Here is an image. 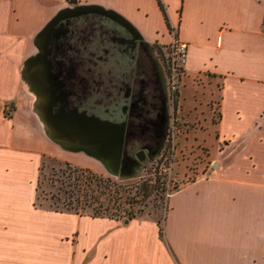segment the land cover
<instances>
[{
	"label": "crops",
	"instance_id": "obj_1",
	"mask_svg": "<svg viewBox=\"0 0 264 264\" xmlns=\"http://www.w3.org/2000/svg\"><path fill=\"white\" fill-rule=\"evenodd\" d=\"M162 1L168 22L158 0H0V264H264V0ZM69 3L113 10L160 46L174 32L186 41L182 99L203 76L218 84L205 96L218 114V165L171 191L160 222L36 202L45 155L99 159L49 133L24 71Z\"/></svg>",
	"mask_w": 264,
	"mask_h": 264
},
{
	"label": "flooded vegetation",
	"instance_id": "obj_2",
	"mask_svg": "<svg viewBox=\"0 0 264 264\" xmlns=\"http://www.w3.org/2000/svg\"><path fill=\"white\" fill-rule=\"evenodd\" d=\"M159 46L115 12L79 3L38 37L34 53L54 77L51 113L63 124L122 127L119 163L105 166L122 176L163 148L175 127L179 105Z\"/></svg>",
	"mask_w": 264,
	"mask_h": 264
},
{
	"label": "rangeland",
	"instance_id": "obj_3",
	"mask_svg": "<svg viewBox=\"0 0 264 264\" xmlns=\"http://www.w3.org/2000/svg\"><path fill=\"white\" fill-rule=\"evenodd\" d=\"M159 49L162 61L170 71L172 91L179 105L175 127H172L163 148L141 163L130 176H122L106 169L99 159L88 156L83 151H64L65 155L67 153L83 156L78 159L67 157V155H45L40 169L38 203L45 206H49L53 201L60 203L62 198L68 195L64 192V188H72L73 184L78 183L82 175L88 171L109 176L115 180L118 184V193L123 194L119 201L124 200L127 194L130 197L138 179L156 175L160 180L154 184L155 188L143 203L134 202V209L137 212L136 217L162 220L171 191L205 169H212L218 165V159L215 158L220 147L217 136L218 126L215 123L218 114L216 110L211 112L206 104L209 97H205L208 93L210 95L212 87H215L217 96L218 84L208 83L207 80L210 78L203 76L197 81L196 92L191 85L184 87L183 94L186 100L182 99L183 69L176 64V67L172 68L171 55L166 45L159 46ZM33 90L36 93L35 89ZM216 101L217 97L210 100L215 108ZM79 158L87 159L90 164L82 163ZM82 168L87 171L83 172Z\"/></svg>",
	"mask_w": 264,
	"mask_h": 264
},
{
	"label": "water",
	"instance_id": "obj_4",
	"mask_svg": "<svg viewBox=\"0 0 264 264\" xmlns=\"http://www.w3.org/2000/svg\"><path fill=\"white\" fill-rule=\"evenodd\" d=\"M91 5L100 7L96 4ZM54 18L56 15L41 29L38 37L47 32ZM46 69V62H43V55L40 52L31 54L25 60L24 71L37 92V109L47 121L49 133L66 147L81 149L99 158L107 168L117 167L124 143V129L122 127H88L87 125H75L71 121L60 123V117L51 113L56 94L52 85L54 77ZM139 153L141 157L143 151Z\"/></svg>",
	"mask_w": 264,
	"mask_h": 264
},
{
	"label": "trees",
	"instance_id": "obj_5",
	"mask_svg": "<svg viewBox=\"0 0 264 264\" xmlns=\"http://www.w3.org/2000/svg\"><path fill=\"white\" fill-rule=\"evenodd\" d=\"M159 5L167 19L166 8L162 0H158ZM170 30L172 26L168 24ZM43 166L41 163L40 169ZM82 171H87L82 168ZM40 177V174H39ZM39 177L37 182V192L39 187ZM158 176L148 175L145 178L138 179L134 184V191L124 200L119 201L123 194H119L118 184L109 176H103L93 171L84 173L78 183H74L72 188H64L67 193L60 203L50 202L49 207L56 210H74L79 213H88L93 216L107 215L117 219L125 220L137 216L134 209V202L143 203L155 188L154 184L159 181ZM112 192V193H111ZM112 197L114 199L112 200ZM38 198V193H37ZM36 198V202L38 203ZM160 222L161 220L158 219ZM162 233V228L160 227Z\"/></svg>",
	"mask_w": 264,
	"mask_h": 264
},
{
	"label": "built area",
	"instance_id": "obj_6",
	"mask_svg": "<svg viewBox=\"0 0 264 264\" xmlns=\"http://www.w3.org/2000/svg\"><path fill=\"white\" fill-rule=\"evenodd\" d=\"M166 47L169 49L171 55L172 68L174 69L177 65L178 67L181 66L183 69V64L187 56V42L178 38L174 32L173 38Z\"/></svg>",
	"mask_w": 264,
	"mask_h": 264
}]
</instances>
